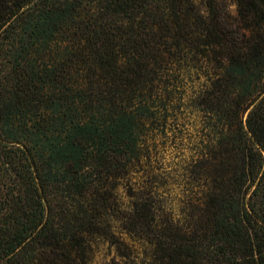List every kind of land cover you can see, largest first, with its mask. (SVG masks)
I'll return each instance as SVG.
<instances>
[{"label":"trees","instance_id":"obj_1","mask_svg":"<svg viewBox=\"0 0 264 264\" xmlns=\"http://www.w3.org/2000/svg\"><path fill=\"white\" fill-rule=\"evenodd\" d=\"M230 3L0 0V264H264V0Z\"/></svg>","mask_w":264,"mask_h":264},{"label":"rangeland","instance_id":"obj_2","mask_svg":"<svg viewBox=\"0 0 264 264\" xmlns=\"http://www.w3.org/2000/svg\"><path fill=\"white\" fill-rule=\"evenodd\" d=\"M227 1L231 6V0ZM230 11H234L233 6ZM182 116L184 115H180ZM192 121L193 116L187 113L184 123L171 124L167 139L156 137L155 142H150L153 151L150 154L148 172L144 174L157 179V184L153 187L157 188V196L163 203L176 204L181 194L182 172L190 161L199 137L196 123ZM113 258L114 250L100 242L94 250L90 264H105Z\"/></svg>","mask_w":264,"mask_h":264}]
</instances>
